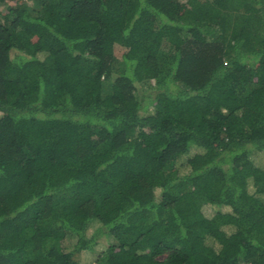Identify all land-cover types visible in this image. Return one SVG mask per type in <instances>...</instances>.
Wrapping results in <instances>:
<instances>
[{"label":"trees","instance_id":"16d2710c","mask_svg":"<svg viewBox=\"0 0 264 264\" xmlns=\"http://www.w3.org/2000/svg\"><path fill=\"white\" fill-rule=\"evenodd\" d=\"M257 152L264 0H0V264H264Z\"/></svg>","mask_w":264,"mask_h":264},{"label":"rangeland","instance_id":"374dc122","mask_svg":"<svg viewBox=\"0 0 264 264\" xmlns=\"http://www.w3.org/2000/svg\"><path fill=\"white\" fill-rule=\"evenodd\" d=\"M123 50H124L123 48L117 47L115 49V52L117 53V55H120ZM253 156L255 157L256 161L264 162V154L263 153L257 152V153H254ZM205 210L207 211L206 208H205Z\"/></svg>","mask_w":264,"mask_h":264}]
</instances>
